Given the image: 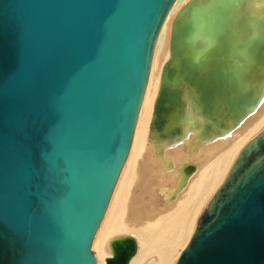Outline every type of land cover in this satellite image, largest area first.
Segmentation results:
<instances>
[{"label": "water", "instance_id": "1", "mask_svg": "<svg viewBox=\"0 0 264 264\" xmlns=\"http://www.w3.org/2000/svg\"><path fill=\"white\" fill-rule=\"evenodd\" d=\"M178 0H0V264H99L92 246L129 157ZM194 0L177 15L152 129L183 136L185 92L215 136L264 99V13ZM183 168L182 184L196 170ZM106 264H130L132 235ZM176 264H264V130L241 151Z\"/></svg>", "mask_w": 264, "mask_h": 264}, {"label": "bare ground", "instance_id": "2", "mask_svg": "<svg viewBox=\"0 0 264 264\" xmlns=\"http://www.w3.org/2000/svg\"><path fill=\"white\" fill-rule=\"evenodd\" d=\"M193 1L178 0L173 6L164 34L165 48L160 56L161 60L170 59L174 21L179 12ZM246 6L254 18L264 13V0H247ZM156 83L160 87L162 80L158 78ZM189 98H192L191 93L185 92L183 136L179 140H171L178 143L186 139L184 141L188 155L181 149L178 152V148L173 151L169 147L165 150L169 154L167 158L162 157V154V158L155 157V153L162 150L164 142L159 140L157 134L152 137L151 120L148 122L146 119L143 153L136 158L130 169L111 219L105 225V221H102L94 240L93 249L97 252L99 264H106V258L112 256L111 240L124 235H132L138 243L137 255L130 264H176L179 255L190 242L202 214L225 181L239 154L264 130L263 99L257 110L248 115L239 126L212 137L206 136L204 132L200 134L199 128H192L195 105ZM197 120L204 122L200 115L196 117ZM200 136L203 137L202 141ZM175 153L181 154L182 158L198 155L192 160V164L197 167L196 171L185 180L182 189V177H179L178 168L172 171L168 167L173 163L168 156L175 157ZM180 173L183 174L182 170ZM172 194H177V202L167 204Z\"/></svg>", "mask_w": 264, "mask_h": 264}, {"label": "rangeland", "instance_id": "3", "mask_svg": "<svg viewBox=\"0 0 264 264\" xmlns=\"http://www.w3.org/2000/svg\"><path fill=\"white\" fill-rule=\"evenodd\" d=\"M172 9H173V7H172ZM172 9H171V11H170V13H169V15H168L163 27H162L161 33L159 35V39H158V42H157V45H156V48H155V52H154L153 65H152V69H151L149 83H148V86H147V91H146L145 98H144V101H143V105H142V108H141V113H140V116H139V120H138L136 131H135V136H134L132 148H131L129 157H128L127 161H126V164L124 166V169H123V171L121 173V176L119 178V181L117 183V186L115 188V191L113 193L112 199L110 201L109 207L107 209L106 215H105L104 220H103V222L104 221L105 222H104V224L102 223L103 225H105L111 219L112 213H113V209H114V205H115L116 201L118 200L119 194L121 192V188L123 187L125 182H127V178H128V174L130 172V169L134 165V163L136 161V158L141 156V154L143 153V141L145 139V137H143V134H144V130L147 129V120H148V122L151 120L150 132H152L151 133V135H153L152 137L154 138V136H156V134H157L152 129V122H153V119H154L156 101H157V99L159 97L160 89H161V85L162 84L160 85V87H157L156 86L157 85L156 82H157L158 78H159V80H162L164 68H165L167 62L169 61V59L161 60L160 56L164 52V48H165V36H164V34L166 33V25H167V21H168L169 16L172 14ZM194 117H195V121H196V117H199V115L198 114H194ZM195 121H194V123L192 125V128L193 127L199 128L200 129L199 132L201 134L203 132L202 130H203L204 122L201 123V121H198V120L196 122ZM239 136H240V134H239ZM200 139L202 141L203 137L200 136ZM159 140L161 142H164V144H163L162 150H160L157 153H155V155H156L155 157H157V158H162V157L167 158V155H169V154L166 153V151H167L166 148H169V147H170L169 149H171L173 151L178 148V150H177L178 152L181 149L182 151H184V153H187V155H188L187 144L184 141L186 139H184L183 141H179L178 143L177 142L174 143L171 140H161V139H159ZM177 140H179V139H177ZM179 146H180V148H179ZM161 154H162V157H161ZM181 154H182V152H181ZM181 154L177 155V153H175V155H176L175 157L174 156H168V158L170 157L171 161L173 162V163H170L171 167L170 166H168V167L172 171H174V170H176L178 168L177 171L179 170V177H182V179H183V174H181L180 171L183 170V168H185L188 164H192V160L195 159L194 157H198V155L197 154H192L190 156L182 158L180 156ZM155 157L153 156L152 158L154 159ZM195 171L193 173H195ZM193 173H192V175H193ZM181 186L183 187L182 183H180V189H182ZM176 202H177V194L170 195V197L168 198L167 204L176 203ZM93 248H94V243H93L92 250L95 253V255H97V252ZM111 255H112V253H111ZM96 258H97V256H96ZM149 264H151V263H149Z\"/></svg>", "mask_w": 264, "mask_h": 264}]
</instances>
